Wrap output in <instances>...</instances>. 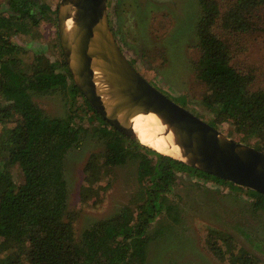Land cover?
<instances>
[{"label": "trees", "instance_id": "1", "mask_svg": "<svg viewBox=\"0 0 264 264\" xmlns=\"http://www.w3.org/2000/svg\"><path fill=\"white\" fill-rule=\"evenodd\" d=\"M197 1L199 55L192 68L201 86L195 102L206 112L202 119L215 128L228 124L236 140L264 152V88L252 87L253 73L234 63V45L259 28L264 0ZM56 12L45 0H0V264H148V244L161 234L152 235L150 224L163 213L178 219L169 198L178 173L243 190L254 209L264 210V194L136 143L110 126L74 84L63 58L50 61L37 43L29 56L14 36H32ZM55 93L67 97L63 116L47 114L35 101ZM174 99L188 108L185 96ZM85 119L97 121L93 131L83 127ZM84 135L102 148L84 165L90 186L114 167L136 161L139 189L117 214L94 222L78 238L65 157ZM233 239L211 231L206 242L220 260L259 264L246 249H236Z\"/></svg>", "mask_w": 264, "mask_h": 264}, {"label": "rangeland", "instance_id": "2", "mask_svg": "<svg viewBox=\"0 0 264 264\" xmlns=\"http://www.w3.org/2000/svg\"><path fill=\"white\" fill-rule=\"evenodd\" d=\"M45 2L54 10L59 0ZM199 14L197 0H107L112 33L133 66L167 96H185L186 106L202 118L206 112L196 103L201 86L197 85L192 68V62L199 55L194 34ZM261 24H264V10L259 28L234 45L237 49L234 63L253 73L252 87L264 88V31ZM14 38L18 44L27 47L29 56L37 43L44 46L50 61L64 59L54 14L50 19L42 20L32 36L15 35ZM66 98L55 93L36 97L35 101L47 114L63 116ZM174 98L171 100L180 104ZM82 125L93 131L97 121L90 123L85 119ZM219 129L236 140L228 124H220ZM101 150L95 139L84 135L65 157L68 207L76 215L73 225L78 238L94 222L117 214L139 189L136 161L114 167L109 176L102 175L92 187L85 181L86 161L92 153ZM84 191L87 199L82 200ZM173 193L169 198H174L178 219L163 213L150 224L152 235L157 230H161V234L148 244V264H231L229 258L218 259L208 247L206 239L211 231L231 234L236 249H246L258 258L259 264H264V210L254 209L253 200L245 191L178 173Z\"/></svg>", "mask_w": 264, "mask_h": 264}, {"label": "water", "instance_id": "3", "mask_svg": "<svg viewBox=\"0 0 264 264\" xmlns=\"http://www.w3.org/2000/svg\"><path fill=\"white\" fill-rule=\"evenodd\" d=\"M66 8L74 11L80 34L82 55L76 67L66 27L59 17ZM56 20L59 45L74 84L110 126L130 140L162 153L142 141L134 129L138 114L150 115L158 128L154 135L169 137L173 144L200 143L213 148L212 158H204L208 167L169 156L264 194V152L213 127L145 79L131 64L112 33L107 16V0H59ZM105 72L116 80L120 87L116 90H126L127 93L117 94L118 99L133 105V110L125 109L112 100Z\"/></svg>", "mask_w": 264, "mask_h": 264}, {"label": "bare ground", "instance_id": "4", "mask_svg": "<svg viewBox=\"0 0 264 264\" xmlns=\"http://www.w3.org/2000/svg\"><path fill=\"white\" fill-rule=\"evenodd\" d=\"M59 17L66 27L65 32L72 49L73 64L74 67H76L80 62L82 50L80 34L76 27L75 13L71 8H66L60 12ZM105 78L107 86L112 91V100L116 104L119 103L126 107L125 109L133 110L135 108L133 105L128 104L127 101L118 99L119 95L117 94L122 92L127 93L126 90L124 88L116 90L117 87H120L110 73L105 72ZM134 129L138 132L142 141L164 154L203 166H207L204 162V158L210 159L213 156V148L211 145L200 143L178 145L173 144L169 137L154 135V132H156L158 128L150 115L138 114L134 120Z\"/></svg>", "mask_w": 264, "mask_h": 264}, {"label": "flooded vegetation", "instance_id": "5", "mask_svg": "<svg viewBox=\"0 0 264 264\" xmlns=\"http://www.w3.org/2000/svg\"><path fill=\"white\" fill-rule=\"evenodd\" d=\"M129 61L131 62L132 60L129 59ZM131 64L133 65V63L131 62Z\"/></svg>", "mask_w": 264, "mask_h": 264}]
</instances>
